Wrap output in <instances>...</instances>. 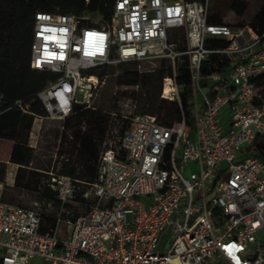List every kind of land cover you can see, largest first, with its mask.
Returning a JSON list of instances; mask_svg holds the SVG:
<instances>
[{
    "label": "built area",
    "instance_id": "obj_1",
    "mask_svg": "<svg viewBox=\"0 0 264 264\" xmlns=\"http://www.w3.org/2000/svg\"><path fill=\"white\" fill-rule=\"evenodd\" d=\"M207 6L208 0H114L100 25L72 13H34L30 67L56 76L37 92L46 115L34 116L30 146L44 118L64 119L76 103L90 106L104 77L88 70L102 64L166 58L172 73L160 95L179 102L176 64L186 56L193 123L165 126L150 113L121 115L128 125L103 141L95 179L82 192L84 200L94 198L85 212L72 209L80 206L84 182L43 170L57 199L49 229L42 230L39 207L4 199L12 181L0 179V264L35 257L44 264H264V160L249 152L254 140H264V98L255 85L264 73V34L207 23ZM179 29L183 49L168 41ZM208 37L228 44L207 48ZM212 51L234 64L203 75L201 62Z\"/></svg>",
    "mask_w": 264,
    "mask_h": 264
},
{
    "label": "trees",
    "instance_id": "obj_2",
    "mask_svg": "<svg viewBox=\"0 0 264 264\" xmlns=\"http://www.w3.org/2000/svg\"><path fill=\"white\" fill-rule=\"evenodd\" d=\"M114 0H0V138L12 141L9 151V161L17 164L14 172L13 187L28 192H38L41 198L55 203L57 199L52 191L43 181V172L30 167L33 159L34 149L28 143L29 131L35 115H46V109L37 96L42 89L56 74L38 70L30 67V44L32 40L33 16L36 11L52 13H72L84 17L83 23L100 25L107 21L111 15ZM226 7L233 10L235 14L241 15L246 7L247 0H225ZM225 9L218 0H208L205 20L211 24H230L223 21ZM98 17L99 21L90 20ZM247 25L258 35L264 34V0L258 9L251 15ZM181 31L183 44L178 49L184 48V33L182 29L174 30L171 34L173 39L177 32ZM171 36V35H170ZM169 42L173 40L169 37ZM228 41L221 37H208L205 39V47L210 49L224 47ZM176 64L175 81L181 85L180 101L176 99L158 98L154 96L151 101L152 115L158 123L170 126L174 122L184 119L188 128L193 123V92L190 86L189 70L182 56ZM168 59L160 58V66ZM137 62V61H130ZM117 63L115 66H121ZM234 62L225 54L209 52L206 59L201 62V73L207 75L212 71H226ZM114 65H96L88 70L103 78ZM165 73L171 75V65L165 66ZM161 76H164L161 75ZM140 79L136 69L123 70L116 75L117 85H135ZM205 83V80H203ZM258 92L264 98V73L255 78ZM28 105L29 110L23 111L17 104ZM122 115V114H121ZM118 115L117 117H121ZM123 118V117H122ZM120 118L122 121L119 133L122 134L129 120ZM112 116L98 108L74 104L71 114L64 118L60 141H66L70 157L61 162L59 172L81 180L84 189L78 188L76 200L80 206L88 207L91 199L84 200L82 192L87 188L86 182L91 183L95 179L97 161L101 144L110 134V125L113 123ZM69 130V134L65 131ZM250 153H255L264 160V140H254L250 145ZM6 164L0 161V179L5 177ZM93 198V197H92ZM94 200V198H93ZM41 210V209H40ZM43 218L42 230L52 228L55 224V212L53 215L41 210Z\"/></svg>",
    "mask_w": 264,
    "mask_h": 264
},
{
    "label": "rangeland",
    "instance_id": "obj_3",
    "mask_svg": "<svg viewBox=\"0 0 264 264\" xmlns=\"http://www.w3.org/2000/svg\"><path fill=\"white\" fill-rule=\"evenodd\" d=\"M219 4L225 9L223 21L230 24H240L232 27H244L246 30L247 22L251 15L258 9L261 0H247V7L241 15L235 14V12L226 7L225 0H218ZM90 20L98 22V17H91ZM173 40V45L178 46L183 44L181 31L177 32V37ZM179 62L181 59L178 60ZM169 61H165L164 65L168 66ZM116 65V64H110ZM165 66H160V58H154L152 60H142L139 62H126L121 66H115L114 72L108 69V72L104 75V80L98 85L89 96L90 107L98 108L105 112H109L112 116L113 123L109 128L113 130V134L119 133L122 121L117 117L118 115L132 113H152L151 101L154 96L160 95L164 78L169 75L165 73ZM136 69L140 74V79L135 85H117L115 83L116 75L123 70ZM164 76H161L163 75ZM86 82H83L85 86ZM86 91V90H85ZM178 93H181V89H178ZM80 98H83V93L79 94ZM164 98V97H162ZM123 119V118H122ZM64 119H49L44 118L38 129L36 139L32 142L34 149L33 159L30 163V167L41 170L43 172L42 179L45 182L47 174L44 171H57L60 168L61 162L70 157L69 146L66 141H60V135L64 131L63 129ZM65 134H69V130L65 131ZM8 141V139H7ZM7 141L3 138L0 139V161L5 162L6 169L9 161L10 148ZM11 141V140H9ZM12 145V141H11ZM102 146V144H101ZM44 170V171H43ZM6 171H9L6 170ZM5 171V175H6ZM85 186L80 185V189H84ZM91 202H93L92 195H89ZM4 199L7 201L15 202L24 206L39 207L43 212L53 215L55 212V203L47 201L40 197L38 192H28L13 187V182L6 186L4 190ZM50 202V204H48ZM72 209L75 212H85L88 207L74 206ZM64 225H61L62 234L64 232ZM261 237H264V231L260 233ZM30 264H44V262L35 257L31 259Z\"/></svg>",
    "mask_w": 264,
    "mask_h": 264
},
{
    "label": "crops",
    "instance_id": "obj_4",
    "mask_svg": "<svg viewBox=\"0 0 264 264\" xmlns=\"http://www.w3.org/2000/svg\"><path fill=\"white\" fill-rule=\"evenodd\" d=\"M41 123V122H40ZM34 127H35V129H37V127H38V123H35V125H34ZM1 139V138H0ZM5 141H7V139H4ZM7 143H8V145H9V147H11V141H7ZM9 153V152H8ZM16 167H17V164H15V163H12V162H8V165H7V169L6 170H13L14 172H15V170H16ZM5 176H7V178L9 179V181L11 182H13V178H14V174H13V176H12V174L10 175V174H8L7 175V173H6V175Z\"/></svg>",
    "mask_w": 264,
    "mask_h": 264
}]
</instances>
